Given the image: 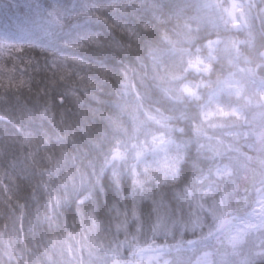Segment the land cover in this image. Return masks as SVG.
<instances>
[{
  "label": "trees",
  "instance_id": "obj_1",
  "mask_svg": "<svg viewBox=\"0 0 264 264\" xmlns=\"http://www.w3.org/2000/svg\"><path fill=\"white\" fill-rule=\"evenodd\" d=\"M108 1L78 0L77 9L66 21L76 26L68 32L67 39L58 41H53V33L59 27L50 33L45 16L23 30L26 27L24 21L33 18L31 10L35 9L30 5L35 0H20L11 5L15 14H19L20 8L24 11L19 15L23 21L13 22L18 25V32L7 35L11 44L0 42V164L13 175L6 185L9 187L15 180L23 182L25 174L37 171L27 158L29 142L32 151L38 149L36 159L45 167L47 162L41 159L45 152L57 156L66 154L68 160L75 157L79 161V166L67 163L61 178L65 172L76 169L90 175L89 162L99 167L101 159L108 158L109 153L111 156L113 152L121 151L131 155L132 146V153H135L136 144L147 142L153 133L149 116L159 115L166 120V130L160 134L162 139L173 124L182 125L183 119L188 123L186 133L190 135L176 139L185 159H190L187 164L190 169L186 166L190 176L193 173L200 175L203 171L205 176L211 174L221 188L239 186L238 196L248 194L250 200L253 199L255 189L264 182V175L260 176L264 167V125L261 122L264 58L261 60L257 56L264 52V0H253L255 7L263 4L261 14H250L247 29L235 31L222 12L221 5L225 4L222 0H160L153 3L143 0L134 10H127L124 5L117 8L115 17L106 14ZM240 17L238 14L237 18ZM73 41L83 46L76 47ZM65 42H71L69 48L73 53L46 66L43 51L60 53L61 45L67 44ZM10 50L15 51L1 56ZM244 51L256 52V61L251 62V66L245 67L238 61L240 52ZM13 65L23 66L16 74H8L10 78L3 77ZM196 66L200 72L195 71ZM248 67L256 69L257 73L251 76ZM53 70L58 73L54 74ZM146 70L149 75L145 74ZM197 74H202L204 81L197 82ZM120 75L122 79H119ZM226 75L235 76L245 86L224 85ZM209 78L212 81H208ZM21 80L26 82L23 86H20ZM183 80L193 86L195 95L188 97L192 92L187 86L184 90L179 89ZM214 81L217 90L206 100L204 87ZM138 82L148 85L136 93L126 92V85ZM255 88H259V92L254 91ZM167 93L173 103L169 108L159 109L151 98ZM137 94L142 96L138 103L132 100ZM98 95L102 101H94ZM247 102L254 105H247ZM235 105L243 106L241 116L232 114ZM211 108L221 112L212 113ZM221 113L222 119H216ZM226 114H232L230 119L236 121H226ZM251 132H256V139L250 136ZM36 137L44 143L35 144ZM172 139L166 141L170 143ZM199 146L208 149L199 152L196 150ZM172 151V156L160 155V159L179 160L181 156L175 149ZM144 154L151 165L158 163L155 146L145 147ZM98 155L101 156L99 159ZM206 157L214 158L210 165L206 164ZM10 159L18 161L16 168L9 167ZM134 161L141 170L140 157ZM58 183L52 181L51 188H56ZM14 185L18 184L15 182ZM28 192L31 190L27 189ZM74 214L64 213L71 224ZM9 215L1 214V224ZM71 224L69 232L73 230ZM76 229L79 230L78 223ZM39 231L43 235L49 229L43 225ZM192 238L190 234L186 236V239ZM28 245L34 254L36 250L44 251L43 248L34 249L33 243ZM75 247L79 249V256L88 251L80 245ZM4 260L7 261V257Z\"/></svg>",
  "mask_w": 264,
  "mask_h": 264
},
{
  "label": "snow or ice",
  "instance_id": "obj_2",
  "mask_svg": "<svg viewBox=\"0 0 264 264\" xmlns=\"http://www.w3.org/2000/svg\"><path fill=\"white\" fill-rule=\"evenodd\" d=\"M30 7L45 9L51 33L71 18L77 4L75 0H35ZM73 45L83 46L77 41ZM25 83L21 80L20 86ZM29 149L27 158L47 181L30 183L36 204L31 215L18 199L13 206L10 189L4 185L3 203L11 215L0 224V264L14 260L15 264H85L75 245L88 250L87 264H264V182L250 200L248 194L237 195L239 186L221 188L211 174L201 171L188 176L187 159L123 171L107 157L99 167L89 162L90 175L76 169L61 178L68 163L66 154L45 152L41 157L45 167L37 161L38 149L32 151L30 142ZM17 164L16 159L9 160L10 168ZM6 175L0 169V183ZM53 179L59 181L54 189ZM41 189L43 205L37 195ZM66 205L75 207L71 232L68 217L60 211ZM43 225L49 232L41 235ZM25 233L37 248H43L42 254H34L22 240ZM188 234L193 238L186 239ZM37 236L41 237L38 244Z\"/></svg>",
  "mask_w": 264,
  "mask_h": 264
},
{
  "label": "bare ground",
  "instance_id": "obj_3",
  "mask_svg": "<svg viewBox=\"0 0 264 264\" xmlns=\"http://www.w3.org/2000/svg\"><path fill=\"white\" fill-rule=\"evenodd\" d=\"M143 1V0H134V1H130V0H116V1H113V0H109L108 3L106 4V14H108L109 16H116V9L119 8V7H122L123 5L125 7H127V10H134L136 8V6L140 5L139 3ZM147 2H150V3H153L155 1H160V0H146ZM77 6H78V0H75ZM134 4V6H133ZM123 7V8H125ZM33 9L35 10H31L33 11V18L32 19H27L26 21H24V23H26V27L23 28L24 31L27 30L29 24H31L32 22L34 21H39L43 16H45V9L44 8H40V9H37L36 7H32ZM77 9V8H76ZM24 10H22V8H20V11H19V14L18 15V18L19 19H22L23 21V17H19L20 14H22ZM82 15V14H81ZM13 16V12H12V7H11V4H10V0H0V24L3 23L5 20H8L10 17ZM22 23V24H24ZM76 26V24H72L70 25L68 22H65L63 24L62 27H59L57 29V32L53 33V38L54 40L53 41H58L59 39H67L70 35H69V31L71 29H73L74 27ZM18 25H12L9 29V34H14V33H17L18 32ZM67 43L66 45H61L60 47V53L58 52H53V51H43L44 55L43 57L45 58V64L46 66H52L53 63L57 62L58 60H62L63 57H66V55H70L72 54V49H70L69 45L71 42H65ZM15 50H10L8 51V53L6 54H2L1 56H6L12 52H14ZM239 53V52H237ZM248 54L246 57L243 56V54ZM256 52L254 53H250V52H240V60H238L240 62V64H242L243 66L247 67L248 66H251V62H254V60L256 61V58L254 59V56H255ZM258 58L262 60L263 58V52L260 53V54H257ZM258 61V60H257ZM27 62V61H25ZM25 62H22V63H25ZM118 64H121V60H118L117 61ZM19 63V62H17ZM126 63V62H125ZM124 63V64H125ZM258 63V62H257ZM44 62H41V65L42 66H45ZM18 65V64H17ZM17 65H13L14 67L10 68V71L7 72L6 71V74L3 75V77H7V78H10V76L8 74H16L17 73V69H20L21 67H16ZM26 67H29V65H26ZM249 68V74L251 76L255 75L257 73V70L256 69H253V68ZM5 70V69H3ZM1 71V69H0ZM54 74H57L58 72L56 70H53ZM146 75H149V73H147V70L145 72ZM122 75L119 76V79H122ZM34 84V83H33ZM124 84V83H123ZM148 85V83L146 82H138V83H129L128 85H126L125 87V90L126 92H133V93H136L137 91H139L141 89V87H146ZM153 98H151V101L157 105V107L159 109H165V108H169L170 105L173 103L172 101V97L169 96V93H167V95L165 94H162V95H153L152 96ZM132 100H134L136 103H138L140 100H142V96L137 94ZM94 101H102V98L100 95L96 96L94 98ZM239 101V100H238ZM247 105H251L253 106L254 103L253 102H247ZM242 105H235L232 109V114L236 115V116H241L242 115ZM222 108V107H220ZM210 111L213 113V112H221L220 110H217L216 108H211ZM198 113L199 111L195 112V114H197L198 116ZM211 113V114H212ZM232 114H226L225 115V120L226 121H230V120H233L234 122L236 121V119H230L232 117ZM263 116L261 117V122H262V125H264V113H262ZM223 115L221 113V115L219 116H216V119H222ZM194 120V119H193ZM187 122L185 121V119L182 120V125L178 124V123H175L173 124V129L169 130L168 132L164 133L165 135L163 136L165 139H169V138H173L172 141L170 142L169 144V147H170V150L172 149H175L178 153L179 156H181V158L179 159L180 161H183L186 156H184L181 151L179 150V144H178V141L176 138L178 139H182L183 137L185 136H189V134L186 133V127H187ZM171 132L174 134H171ZM185 132V134H184ZM205 132V130H204ZM171 134V136H170ZM264 135V133H262ZM250 136L254 139H256L257 137V134L256 132H251L250 133ZM35 144L37 143H44V141L38 137L35 138L34 140ZM54 144H57V142H53ZM263 143V142H262ZM141 145H142V148H147V147H150L152 146L151 142L147 141V142H142V144L139 143V146H137L136 144V147L135 149L137 148L136 152L135 153H132L133 152V146L131 148V150L129 151V153L131 155H127V154H122L120 153L119 156L117 155L118 153L117 152H113L112 155L110 156V153H109V156L108 158H110L111 162L113 164H115L118 168H120L121 170L123 171H127L128 168L130 167H133V154H137L139 151H140V148H141ZM208 149V147H203V146H199L196 150L199 151V152H205L206 150ZM116 153V154H115ZM98 157V159L101 157L100 155L96 156ZM73 158V157H72ZM189 159V158H188ZM187 159V161H189ZM105 160V158H102L101 159V163H103ZM214 160V158H207L205 159V162L207 165H210V163ZM68 163L72 166H79L78 163L79 161L77 159H70L68 160ZM121 164V165H119ZM44 166V165H42ZM47 166V164H46ZM188 166V169L189 168V165ZM0 169L2 170H6L4 167H3V164H0ZM7 171V170H6ZM189 174L190 176V173H188L187 171V175ZM7 179L9 181H12L13 179V175H10L9 173H7L6 176L3 177L2 179V183H0V219H1V214L3 215H7L9 212L7 211V209L5 208L4 206V199H5V189H4V185H6V181ZM40 179H44L45 181H47V177L44 176V177H41L40 174L37 172V171H34V172H31V173H28V174H25L24 175V178L22 179L23 182H19V180H15V182L18 184L17 186L14 185L13 186V182L9 185V193L8 195H11L13 197V204L15 206V201L18 199L20 203H24L26 204V210L28 212L29 215L32 214L36 204H35V201L32 200V197H31V192L27 193V189L31 190V187H30V183H35L37 181H39ZM56 179H53V181H55ZM26 183V187L24 186ZM56 183H54L53 185H55ZM38 197H39V200H40V203L41 205H43V202L45 200V193L44 191L42 190H39L38 193H37ZM44 209L42 208V211ZM17 211H19V209H17ZM60 211L64 214L65 212L66 213H71V212H75V207L74 205H66L65 207L61 208ZM237 211H240L239 209ZM11 214V213H10ZM27 223V222H26ZM0 224H1V220H0ZM71 224V223H69ZM11 229H12V226L9 227V232H11ZM38 237V236H37ZM36 237V239H37ZM22 240L24 242H26L27 244H32L33 243V240L30 236H28L27 233H25V235L22 237ZM40 238L36 240V243L38 244ZM34 244V243H33ZM37 247L35 246L34 244V249H36ZM37 253H40L42 254V252L40 250H36ZM36 251H35V254H36ZM84 254H81L80 256L83 257L84 261L89 259V256H88V251H84L83 252ZM86 263V261H85Z\"/></svg>",
  "mask_w": 264,
  "mask_h": 264
},
{
  "label": "rangeland",
  "instance_id": "obj_4",
  "mask_svg": "<svg viewBox=\"0 0 264 264\" xmlns=\"http://www.w3.org/2000/svg\"><path fill=\"white\" fill-rule=\"evenodd\" d=\"M221 2L225 3L224 5H221L222 12L227 16L226 18L228 20V23L230 21L229 25H231V29L234 31L238 30V29L246 30L247 29L246 23L250 18V14H253V13H260L261 14L262 6H263V4L262 5L260 4L261 6L259 5L258 7H255L253 0H243V1H241V0H222ZM238 14L241 16L240 19L237 18ZM262 19L264 21V15H263ZM253 40H254V38H253ZM263 58H264V52H263ZM196 67L197 68L195 71L200 72L198 66H196ZM201 75L202 74H197V78H198L197 82L198 81L199 82L204 81V80H201L202 79ZM226 76H228V77L226 79H224V81H223L224 85L232 84L235 87H237V86H239V84H241V82L239 80H237L235 76H233V75H226ZM208 81H212V79H210ZM186 86H187V82L185 80H183L180 83L179 89L184 90L186 88ZM205 86H206V87H204L205 98H206V100H208L212 96L213 92L215 90H217L216 81L209 83ZM193 90H194L193 86H190L189 91L193 92ZM259 90H260L259 88L254 89V91H256V92H259ZM190 94H188V96H190ZM192 94L195 95V93H192ZM184 105L185 104L183 102L182 106H184ZM149 120H150L149 122L151 124H153L154 128H150L153 133H152V135H149L148 141L151 142L152 146H155L157 148L158 163L151 165V163L148 160H146L147 155L144 154V148H140V152L142 154H139L140 152H138L136 155L133 154V164H134L133 166H135V164H137V162H135L134 159L136 160L137 157H140L139 163L141 166L140 169L142 171L145 167L150 166L152 168H155L158 164H163L165 161H167L166 159H160L161 158L160 155L161 156H169L171 154V156H172V154H173V151L170 150V147H169L170 143H168L166 141V139H162L160 137V134H162L166 130V128L164 126V122L166 120H164V118L162 116H159V115L149 116ZM172 127H173V125H172ZM172 127H171V130L173 129ZM240 131H243V130H240ZM120 152L117 154L118 156H119ZM135 167L137 168V167H139V165L138 166L136 165ZM263 175H264V167L260 171V176L263 177ZM255 196L253 197V199L255 198ZM125 255H127V250L125 252Z\"/></svg>",
  "mask_w": 264,
  "mask_h": 264
}]
</instances>
